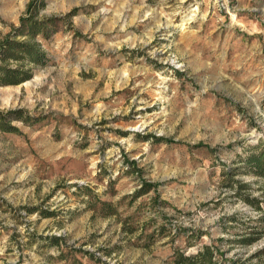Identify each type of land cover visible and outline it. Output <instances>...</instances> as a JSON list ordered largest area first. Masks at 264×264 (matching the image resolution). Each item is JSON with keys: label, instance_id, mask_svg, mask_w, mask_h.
<instances>
[{"label": "rangeland", "instance_id": "rangeland-1", "mask_svg": "<svg viewBox=\"0 0 264 264\" xmlns=\"http://www.w3.org/2000/svg\"><path fill=\"white\" fill-rule=\"evenodd\" d=\"M29 1L0 0V38ZM35 4L45 61L0 84V111L28 120L0 133V264H169L203 244L264 260L243 229L264 178L235 170L264 138V0Z\"/></svg>", "mask_w": 264, "mask_h": 264}, {"label": "trees", "instance_id": "trees-1", "mask_svg": "<svg viewBox=\"0 0 264 264\" xmlns=\"http://www.w3.org/2000/svg\"><path fill=\"white\" fill-rule=\"evenodd\" d=\"M37 8L35 0H30L27 4L26 13L20 16L19 24L0 38V84L20 83L29 79L32 76V66H28V64L37 65L45 61L42 42L36 38L48 37L50 29L54 26V19L36 18ZM9 62L16 64L10 65ZM13 120L28 121L22 109L0 111V133H19L18 127L12 124ZM159 139H165L167 142L172 141L166 138ZM240 161L242 166L235 168V170L241 168L245 172L264 178V138H261L256 146L250 148ZM231 173L230 171L226 172L230 175ZM142 182L143 186L137 190L136 196L147 193L153 187L151 183ZM85 192L89 197L88 206L100 210L104 215L116 212L111 202L96 198L87 187H85ZM244 199L254 203V199L251 197L244 196ZM253 205L259 211V217L250 222L254 223V226L251 225L250 227L249 223H244L243 229L249 231L247 233H264V209L260 203ZM198 234L199 232L195 233V235ZM252 237L244 236L240 238V241L248 243L253 239ZM54 239L58 242V238L54 237ZM222 240V238H218L217 241ZM169 264H264V260L249 263L225 258L218 245L203 244L193 254H186L184 250L180 249L174 250L169 258Z\"/></svg>", "mask_w": 264, "mask_h": 264}]
</instances>
